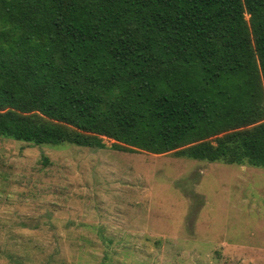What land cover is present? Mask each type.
<instances>
[{
	"label": "trees",
	"instance_id": "16d2710c",
	"mask_svg": "<svg viewBox=\"0 0 264 264\" xmlns=\"http://www.w3.org/2000/svg\"><path fill=\"white\" fill-rule=\"evenodd\" d=\"M0 137L264 168V0H0Z\"/></svg>",
	"mask_w": 264,
	"mask_h": 264
},
{
	"label": "rangeland",
	"instance_id": "374dc122",
	"mask_svg": "<svg viewBox=\"0 0 264 264\" xmlns=\"http://www.w3.org/2000/svg\"><path fill=\"white\" fill-rule=\"evenodd\" d=\"M104 144L0 137V264H264V168Z\"/></svg>",
	"mask_w": 264,
	"mask_h": 264
}]
</instances>
